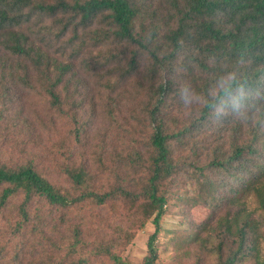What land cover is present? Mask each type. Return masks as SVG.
I'll list each match as a JSON object with an SVG mask.
<instances>
[{"label": "trees", "instance_id": "obj_1", "mask_svg": "<svg viewBox=\"0 0 264 264\" xmlns=\"http://www.w3.org/2000/svg\"><path fill=\"white\" fill-rule=\"evenodd\" d=\"M7 74L77 126L66 130L73 144L86 126L78 111L96 96L110 119L144 129L107 132L94 169L62 164L60 182L0 158V218L16 215L0 225V264H129L114 250L149 221L142 264H158L161 232L170 264H264V0H0L1 86L13 85ZM12 101L0 92V142ZM180 203L181 224L199 217L164 232ZM86 225L98 226L90 238Z\"/></svg>", "mask_w": 264, "mask_h": 264}, {"label": "rangeland", "instance_id": "obj_2", "mask_svg": "<svg viewBox=\"0 0 264 264\" xmlns=\"http://www.w3.org/2000/svg\"><path fill=\"white\" fill-rule=\"evenodd\" d=\"M48 49L51 52L53 51L52 46ZM67 57L66 55L64 59L68 60ZM179 75L175 78V82L177 83H180L182 79V76ZM12 81L13 78H10L7 74L3 83ZM12 84L10 87L0 85V92L2 93L5 89H8L10 97L13 100L7 105L8 111L5 113L6 122L10 123L9 128L11 130L0 142V158L6 161L21 163L32 161L35 164V168L52 181L60 182V168L62 164H68L69 162H74L77 165L88 164L91 169H94L93 151L97 150L107 153L110 150V147L106 144V149L104 150L99 147L102 144L99 142V138L103 141L107 132L110 137L112 134L123 135L127 130H130L134 136L143 132L144 128L142 124H137L133 128L125 126L123 124V117L120 114H118L120 116L115 115L110 119L103 110L101 99L99 96H96L94 101L91 102L92 108L85 106L87 103L84 102L82 109L78 111L81 115L80 121L83 122L84 120L86 126L82 135L83 142L78 145L73 144L71 135L66 136V130L69 129L72 133L77 126L66 125L60 118L58 121L56 117H51L50 114L53 110L50 108L49 98L42 90L27 86L24 82L21 84L19 79L17 81L14 79ZM88 99L90 100V98ZM137 109L132 113L124 111L123 115L128 116L130 120V117L134 118V113L137 114ZM1 122L4 123L0 118ZM130 124L132 126L133 122L130 121ZM242 201L245 203L246 212L255 216L258 208L256 198L251 194L245 195ZM168 208L170 210L163 217L161 223L164 232L180 228L181 226H188L190 219L199 217L196 214L187 219L183 218L184 222L181 224L178 215L179 210H184L185 212L187 208L181 203L179 209H176L173 205L168 206ZM101 211L103 217L110 214L109 208ZM202 216L203 214H201ZM7 217H12L15 220L16 215L10 212L8 208L4 210V214L0 218V225L9 229V224L5 221ZM97 228L98 226L86 225L83 230L84 236L90 238ZM153 230L154 226L149 221L135 231L134 237L126 246H117L114 250L115 254L129 264H142L148 254L147 240ZM8 236L9 231L5 237L0 235V239L3 242V239ZM168 237L170 235L168 236L161 232L160 237L155 243V247L158 250V264H170L169 261L172 259L170 244L166 241ZM255 247L259 260L264 263V240L259 238L256 241ZM9 248L7 254L4 256L6 262L10 261V256L14 253L12 248Z\"/></svg>", "mask_w": 264, "mask_h": 264}, {"label": "clouds", "instance_id": "obj_3", "mask_svg": "<svg viewBox=\"0 0 264 264\" xmlns=\"http://www.w3.org/2000/svg\"><path fill=\"white\" fill-rule=\"evenodd\" d=\"M184 99H185V102L187 103L188 102L187 94H185Z\"/></svg>", "mask_w": 264, "mask_h": 264}]
</instances>
